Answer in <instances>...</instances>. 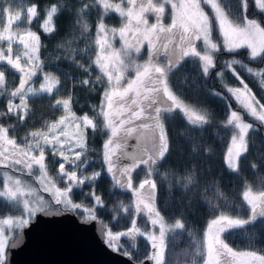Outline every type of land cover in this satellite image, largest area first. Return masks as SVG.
Here are the masks:
<instances>
[{"label": "trees", "instance_id": "obj_1", "mask_svg": "<svg viewBox=\"0 0 264 264\" xmlns=\"http://www.w3.org/2000/svg\"><path fill=\"white\" fill-rule=\"evenodd\" d=\"M15 1L26 6H37L38 16L26 25L40 38L39 59L44 71L51 72L59 81L51 95L33 93L26 97L30 111L23 121L11 114L0 116V124L12 126L9 127L8 136L15 139L20 147L27 148L29 141L34 142L31 134H41L48 122L61 113L56 105L58 98H66L73 113L96 118V106L101 104L107 79L94 61V37L101 20L105 24L117 25L120 19L113 11L105 14L97 0ZM224 3L228 5L233 18H239L243 13L244 16L258 18L264 26V12L255 8L251 0H247L246 11L241 6V0H224ZM54 5L57 7L52 22L54 31L45 32L40 22ZM215 30L213 24L212 31ZM230 60L241 62L234 64L233 68L259 103L264 105V76L252 75L247 71V68L257 73L264 71V59H250L245 47L234 53L223 49L215 53V67L210 69L207 76L202 73L201 64L196 58L186 57L167 78L170 91L189 108L204 115L206 122L194 125L179 110L164 115L168 152L153 166L151 178L156 183L153 202L164 221L173 223L179 219L185 227L166 234L162 264H201L205 252V227L221 213L237 220L250 221L220 234L230 248L264 255V217L257 216L252 220V210L242 195L244 189H250L256 195L264 192V124L242 107L239 111L243 119L259 130H249L245 136L248 150L235 159L237 170L228 168L223 160L232 131L226 119L233 109H238L227 89L243 88L232 70L224 67V62ZM0 71L5 72V87L0 89V93H3L0 94V112H6L7 101L12 98L10 93L19 83L20 73L6 62H0ZM220 71H223L222 78L217 75ZM83 80H89L91 84L83 85L80 83ZM107 138L99 128L95 132L88 130V163L81 172L88 176L95 172L101 175L94 183L86 181L79 187H73L70 198L81 207L70 209L52 202L45 208L69 209L80 217L89 216L84 210H92L96 219L104 225V241L108 245V230L113 234L127 232L135 218L136 227L143 232L148 223L143 214L134 211L130 191L119 188L106 171L102 161L103 144ZM45 165L47 174L57 179V155H53L52 151H45ZM132 176L133 181L145 177V166L136 169ZM93 192L103 200L102 207L95 205L94 197L89 195ZM20 212V204L0 196V217ZM118 244L122 247L116 250L129 252L133 260L149 256L150 246L144 235L137 233L120 237Z\"/></svg>", "mask_w": 264, "mask_h": 264}, {"label": "snow or ice", "instance_id": "obj_2", "mask_svg": "<svg viewBox=\"0 0 264 264\" xmlns=\"http://www.w3.org/2000/svg\"><path fill=\"white\" fill-rule=\"evenodd\" d=\"M97 2L102 5L105 14L109 11L118 13L122 18L123 26L119 29H109L103 20L97 26L96 44L101 49V52H106L107 55L98 54L95 63L107 75L108 82L104 91V98L101 104L96 106L98 112L95 119L89 118L87 115L82 118H75L74 114H72L74 119H79L78 127L83 131L77 133L79 137L77 144L69 148V151L74 153V160L70 161L65 156L64 151L59 152L64 161L59 164L60 175L67 184V187L56 189L53 194L54 201L55 204H62L65 208L79 209L81 205L73 203L70 198L73 187H79L85 184L86 181L94 183L97 177L101 175L99 172H95L88 177L77 175L78 170H81L88 163V130L91 129L95 132L99 128L108 137L103 144L102 162L106 167V171L112 174L113 177H116L117 172L120 173L123 178L116 179V184L121 189L131 190L136 195H139L140 190L147 189L148 202L145 203L142 198L136 205L135 212L139 214L146 210L151 225L159 226L158 237L151 233L145 234L140 232L136 227V219L133 218L132 228L127 232L113 234L111 230H108L106 232L107 242L109 246H112L116 250L117 247H122L118 244L120 237H129L137 233L147 235L152 248L156 250L148 259L155 261V264H162L166 234L170 230L174 231L185 227L179 219L175 221L174 225H166L164 218L156 210L153 203L154 191L156 189V183L151 178L154 171L153 166L157 165L168 152L164 115L174 110H180L194 125L206 122L204 115L189 108L170 91L167 78L186 57L196 58L201 64L202 73L207 76L210 69L215 67L214 54L221 49L228 53H234L241 48L247 47L250 50V59H264V26L257 19H248L243 13L241 17L233 18L224 0H179V2H175V0H147L146 3L140 2V0H121V3L117 4H112L109 0H97ZM125 2L127 4L126 8L122 7V3ZM255 3L259 10L264 11V0H255ZM204 5L212 8V17L205 12ZM166 6H170L172 9L170 23L168 24L163 23L167 13ZM241 6L246 11L248 7L247 0H241ZM11 10V4L4 7L3 0H0V14L9 13ZM55 13H57V7L54 5L47 12V18L42 25L45 32L54 31L52 22ZM147 13L153 14L154 22L149 21ZM22 16L31 24L32 20L38 16L37 6L33 4L23 11H17L14 20L20 21ZM11 20L12 18H10L9 27L11 26ZM214 23L222 37V43L214 41L212 37ZM9 27H6L4 32L0 33V41H8L7 49L0 48V62H6L12 69L21 73L20 86L10 93L12 98L19 97L20 103L14 104L13 99H9L7 111L0 112V116L7 117L11 114L16 116L20 121H23L30 111L25 96V85L33 77H36L38 73L42 74L43 81L39 87L36 89L29 87L28 91L35 94L51 95L59 81L56 80L51 72L44 71L43 64L39 59V36L31 31H26L25 34H20V32L11 33L9 32ZM109 32L112 33V40L118 36L123 42L121 48L117 49L113 47L108 36ZM5 33L8 34L6 35ZM129 33H131V37ZM25 36H27V39ZM131 40H135V43H131ZM197 41H203V50L197 47ZM13 42L23 45L25 50L23 56L27 58L26 65L20 63V55L13 56ZM158 42H160L159 47L157 46ZM145 43L148 45V59L143 64H138L134 59H131L129 49H134L135 53L139 54ZM170 45L173 46L170 47ZM161 55L165 57L163 62L159 59ZM123 57H128L127 62ZM109 63L114 67L118 66L115 76L109 71ZM239 63L241 62L238 60L224 62V67L231 69L233 75L243 85V88H228L227 91L231 93L250 116L255 117L261 124H264V105L259 103L252 94L251 89L233 68L234 64ZM85 71L88 70L85 69ZM128 71H132L134 75L128 76L126 74ZM247 71L252 75L264 76V71L257 73L252 68H247ZM217 75L222 78L223 71L218 72ZM97 79L99 80V77ZM80 83L83 85L91 84L89 80H83ZM262 85H264V81H262ZM4 87L5 72L0 71V89ZM214 94L220 95V93ZM56 105L62 106L66 112H70L68 100H57ZM258 108L261 110L260 112L257 111ZM136 121H140V123L136 124ZM227 123L238 129V134H234L232 137L233 146L229 148V167L235 171L237 170L236 164L232 158H238L242 153L247 152L248 146L245 142V136L249 130L258 131L259 129H255L252 124L245 122L241 113L235 110L231 111ZM63 124L64 118L58 121L57 124L52 125V128H58ZM9 127L12 126L6 127L0 124V142L12 145L18 150L16 155L22 157L28 156L30 151L34 150L37 152V155H32L30 160L23 161L22 159H16L15 163H25L27 169H29V174H31V169L34 165L39 167L41 173H46L45 147H48L53 155H56L57 145L60 143L59 139L56 138L55 142H52L48 140L46 135L33 132L31 136L35 143L33 144L29 141L27 144L28 151H25L19 148L15 139L9 138ZM60 134H65L63 128H60ZM131 138L137 140L136 145L128 143ZM25 140L27 141V137ZM141 145L140 152L127 150L135 149ZM116 149H124V151H121L120 156L127 158L129 161L123 163L119 168H117L116 162L113 159L116 155ZM3 155L4 153L0 152V156ZM4 159L7 160L8 157L5 156ZM66 163L73 165V170H66ZM141 166H145L146 168V178L140 183L139 188L135 189L133 187L132 173ZM189 182L191 183V177H189ZM16 183L19 185V180ZM45 191H47V188H45ZM18 195H24L19 187L13 190L7 184H5V190L0 191V196L13 200L17 199ZM89 195L94 197L97 207L104 205L99 195H95L94 192L89 193ZM244 198L252 206V220H255L257 216L264 217V192L252 195L250 191H246ZM40 200L43 201V197ZM23 204L25 216H9L7 219L0 221V223L9 226L14 225L16 228L22 229L29 225L31 218L35 217L38 212H44L46 207L43 203L32 207L27 199L24 200ZM140 204H143L144 207L141 208ZM85 211L89 213L92 220L96 219L92 210L86 209ZM249 222L234 220L224 213H221L219 217L212 220L209 228L211 229L214 225L217 227L215 235L207 244L209 260L206 261V264H211L214 248L217 257H219L220 251L223 250L226 256H231L233 259L247 257L258 262V264H264V255H258L254 251L235 252L221 239L220 234L227 229ZM7 244L8 238L5 236L3 229H0V264H4L5 262ZM124 254L130 259L132 258L129 252L125 251ZM217 264H219L218 259Z\"/></svg>", "mask_w": 264, "mask_h": 264}, {"label": "rangeland", "instance_id": "obj_3", "mask_svg": "<svg viewBox=\"0 0 264 264\" xmlns=\"http://www.w3.org/2000/svg\"><path fill=\"white\" fill-rule=\"evenodd\" d=\"M109 2L112 4H117V3H121V0H117V1L109 0ZM140 2L146 3L147 0H140ZM175 2H179V0H175ZM251 3L255 8H257L255 0H251ZM9 4L12 5L11 12L5 13V14H0V33H3L4 29L6 27H9L10 18H12V20H11V26L9 27V32H11V33L20 32V34H25L26 31L34 32L33 30H31L26 25L27 20L23 16H22L20 21L14 20L15 13L17 11H23L27 7H30V6L22 5L21 3H19L18 1H15V0H3V6L4 7H7ZM100 6L102 7L101 4H100ZM122 7H125V8L127 7L126 2L122 3ZM166 7H167V13H166L165 18L163 20L164 24L170 23V19H171L170 14L172 11L170 6H166ZM203 7H204L205 12L210 17H212L213 16L212 8L208 5H204ZM262 12H264V11H262ZM114 13L119 17L120 21L117 25L105 24L107 26V28H109V29H113V28L119 29L120 27L123 26L122 18L119 16L118 13H116V12H114ZM146 15L148 16L150 22H154L153 14L147 13ZM46 18H47V13L45 14L44 18L40 22V26L42 29H43L42 25H43L44 20ZM247 18L258 20V18L251 17V16L247 17ZM5 34L7 35L8 33H5ZM108 36H109L110 42L112 43L114 48H117V49L121 48L123 42L119 39L118 36L114 40L111 39V36H112L111 32L108 33ZM129 36L131 37V33H129ZM212 37H213L214 41H216L218 43H222V37L220 36V33L217 29V26H216L215 32L212 31ZM25 38L27 39V36H25ZM96 39H97V30H96V34L94 37V45H95V50H96L94 61H96L98 54L107 55L106 52H103V53L101 52V49L96 44ZM161 42H165V41H161ZM131 43H135V40H131ZM159 43L160 42H158V44H157L158 47H159ZM7 46H8L7 40L0 41V48L7 49ZM172 46L173 45H170V47H172ZM197 47L200 50H203V41H197ZM12 48H13V56L20 55L21 56L20 63L22 65H26L27 58L23 56V52L25 51L23 48V45L19 44L18 42H13ZM245 48L247 50V54L249 55L250 50L247 47H245ZM129 52H130L131 59H134L136 61V63H138V64H143L148 59V45H147V43L144 44V46L141 49V52L139 54L135 53L134 49H129ZM5 54H7V52H5ZM123 58L127 62L128 57H123ZM159 59L161 62H163L165 60V57L163 55H161L159 57ZM117 67L118 66L114 67L111 63L108 64L109 71H111L113 73V76H115L117 74ZM98 68H99V66H98ZM126 74L128 76L134 75V73L132 71H128ZM20 76H21V73H20ZM105 76H106V79L108 82L107 75H105ZM42 81H43V75L42 74L38 73V79H36V77H33V79L31 81H29L28 84L25 85V96L28 97L29 95L34 93V92L28 91L29 87H31L32 89H36L39 87V85H40V83H42ZM113 82H114V80H113ZM34 84H35V86H34ZM19 86H20V80H19V83H18L16 88H18ZM15 89L13 91H15ZM103 98H104V93L102 95L101 101L103 100ZM9 99H13L14 104L20 103L19 97L9 98ZM57 100H67V99L66 98H58V99H56V101ZM233 100L235 102L236 107H238V109H233V110L238 111L240 113L239 109L242 106L239 105V103L236 101V99L234 97H233ZM7 105H8V101H7ZM59 107L61 109V113L57 117H55L54 119L50 120L47 124L46 129L41 132V134L46 135L48 137L49 141L55 142L56 138H58L60 141V143L57 145V152H56L57 164H58L57 165V179L49 176L47 174V172L41 173L38 166L34 165L33 168L31 169V174H29V169H27L25 163H23V162L21 164L15 163L16 159H22L23 161L30 160L32 155H37L36 151H34V150L30 151L28 156L22 157V156L16 155V152L18 150L15 149L12 145H6V144H3V142H0V152L4 153L3 156H0V176H1L0 191H4L5 190V184H7L8 187L12 188L13 190H15L17 187H19L20 191L24 193L23 196L18 195L17 199H15V200L6 197V198L13 200V201H16L18 204H20L21 212L17 215H13L11 217H18V216H25L26 215V213L24 212V204H23L25 199H27L29 201V204L32 207H35L40 203H43L47 206L49 203L55 202L53 194L55 193L57 188L64 189L67 187V184L65 183L64 179L60 175L59 164L64 162V161H63V157H61L59 155V152L64 151L65 156H67L70 161L75 159L74 153L72 151H69V148H72L77 144L78 139H79V137L77 136V133L81 132L83 130L78 127L79 119H74L72 114H74L75 118H82L85 115L75 114L71 110H70V112H66L62 106H59ZM257 111L260 112L261 110L259 109ZM184 117L186 119H188L185 115H184ZM62 118H64V124L60 125V127H58V128H55V129L52 128V125L57 124V122L60 121ZM227 121H228V118L226 119V123H227ZM244 121L249 123L246 120H244ZM135 123L139 124L140 121H136ZM228 125L231 127L232 131H231L229 140L227 142V145H226V148H225V151L223 154V160H224V164L228 168H230L229 167V159H230L229 148L233 146L232 137L234 134H238V129H236L233 125H230V124H228ZM60 128L64 129V132H65L64 135L60 134ZM9 138H10V136H9ZM41 142L43 143V141H41ZM34 143H35V141L33 142V144ZM128 143L130 145H136L137 140L135 138H131V139H129ZM19 148L23 149L25 151H28V148H22L20 146H19ZM5 149H7V151H5ZM46 150L51 151L48 147H45V151ZM75 150H79V149H75ZM127 150L128 151L134 150L136 152H140L141 147L138 146L135 149H127ZM121 151H124V149H116V155L113 157L114 161L116 162L117 168H119L123 163L129 162L127 158H123L120 156ZM5 156L8 157L7 160L4 159ZM232 159H233V162L235 163L236 158H232ZM65 169L68 171H71V170H73V165H71L70 163H66ZM230 169H232V168H230ZM77 175L78 176H85V177L88 176V175L83 174L81 172V170H78ZM112 177H113V175H112ZM118 178L119 179L123 178L119 172H117L116 177H113V179L116 181V179H118ZM145 178H146V176L139 178L136 181H133V187L135 189H138L140 183H142ZM17 180H19V185H17V183H16ZM45 188H47V191H45ZM129 191L131 193V201H132V206L134 208V211H135L136 205L140 202V200L142 198L144 199L145 203L148 202V200H147V195H148L147 189L140 190L139 195L134 194L133 191H131V190H129ZM246 191H250L252 195H256V193H254L250 189H244L242 192L243 198H244V193ZM41 197H43V201L40 200ZM244 200H245V198H244ZM245 202L247 203V200H245ZM248 206L250 207V210H252V206L249 204H248ZM140 207L143 208L144 205L140 204ZM68 208L71 209V207H68ZM83 212H86V211L84 210ZM141 214H143L145 216L147 223H148L146 230L143 231L142 233H145V234L151 233V234H155L158 237L159 236V226L158 225L157 226L151 225V223L148 219V215L146 214V210L142 211ZM9 216L10 215L1 216L0 221L7 219ZM217 217H219V216H217ZM217 217H215L214 219H216ZM230 218H232V217H230ZM214 219H212V220H214ZM232 219H234V218H232ZM212 220H210L207 223L205 230H204L205 252H204V257H203L201 264H206V261L209 260L207 244L215 235V231H216V227H217L214 225V226H212L211 229L209 228V225H210ZM234 220H237V219H234ZM164 222L166 225H174V223H175V221L173 223H168L166 221H164ZM0 229H3L5 236L9 239V237L12 236L14 230L17 228L14 225L9 226V225H4V224L0 223ZM144 236L147 238V235H144ZM148 242H149V246H150V250H149V257H150L156 250L152 248L149 240H148ZM216 247H218V246H216ZM233 251L238 252V253L252 252L249 250H234V249H233ZM217 259L219 260V264H258V262L253 261L251 258H247V257H237V258L233 259L231 256H226L224 254L223 250L220 251V255H219V257H217L216 250L214 248L211 264H217ZM151 264H155V261L151 260Z\"/></svg>", "mask_w": 264, "mask_h": 264}, {"label": "water", "instance_id": "obj_4", "mask_svg": "<svg viewBox=\"0 0 264 264\" xmlns=\"http://www.w3.org/2000/svg\"><path fill=\"white\" fill-rule=\"evenodd\" d=\"M103 236L98 219L45 208L8 239L4 264H151L148 257L136 261L114 250Z\"/></svg>", "mask_w": 264, "mask_h": 264}, {"label": "flooded vegetation", "instance_id": "obj_5", "mask_svg": "<svg viewBox=\"0 0 264 264\" xmlns=\"http://www.w3.org/2000/svg\"><path fill=\"white\" fill-rule=\"evenodd\" d=\"M161 96H162V94H161ZM140 147L142 148V146H140ZM105 168H106V167H105ZM107 173H108V172H107ZM108 175L110 176V178H111L113 181H115L110 173H108ZM115 182H116V181H115Z\"/></svg>", "mask_w": 264, "mask_h": 264}]
</instances>
